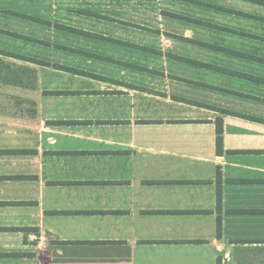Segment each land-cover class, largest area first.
<instances>
[{"label": "crops", "instance_id": "1", "mask_svg": "<svg viewBox=\"0 0 264 264\" xmlns=\"http://www.w3.org/2000/svg\"><path fill=\"white\" fill-rule=\"evenodd\" d=\"M191 1L164 40L0 0V264H264V7Z\"/></svg>", "mask_w": 264, "mask_h": 264}, {"label": "rangeland", "instance_id": "2", "mask_svg": "<svg viewBox=\"0 0 264 264\" xmlns=\"http://www.w3.org/2000/svg\"><path fill=\"white\" fill-rule=\"evenodd\" d=\"M54 9L63 11V22L100 25H129L130 34L168 40L181 35L199 16L189 0H56ZM193 2V3H192ZM184 26V25H183ZM170 27H174L170 30ZM178 27V28H176ZM178 29V30H177Z\"/></svg>", "mask_w": 264, "mask_h": 264}, {"label": "trees", "instance_id": "3", "mask_svg": "<svg viewBox=\"0 0 264 264\" xmlns=\"http://www.w3.org/2000/svg\"><path fill=\"white\" fill-rule=\"evenodd\" d=\"M244 1L251 2V3H254V4H257V5L264 7V0H244ZM217 134H218L217 146H218L219 152H221L222 145H223V124H222L221 120H219L217 122Z\"/></svg>", "mask_w": 264, "mask_h": 264}]
</instances>
